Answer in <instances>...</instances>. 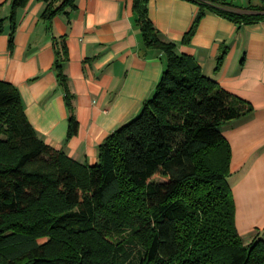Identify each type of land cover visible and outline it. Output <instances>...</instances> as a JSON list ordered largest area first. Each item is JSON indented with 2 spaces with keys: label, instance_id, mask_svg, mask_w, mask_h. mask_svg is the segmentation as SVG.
I'll return each mask as SVG.
<instances>
[{
  "label": "trees",
  "instance_id": "16d2710c",
  "mask_svg": "<svg viewBox=\"0 0 264 264\" xmlns=\"http://www.w3.org/2000/svg\"><path fill=\"white\" fill-rule=\"evenodd\" d=\"M10 1L9 20L0 7V28L10 22L13 51L17 12L28 0ZM42 1L49 22L74 2ZM194 1L200 12L184 45L208 12L240 27L264 21V8L244 14L219 10L218 0ZM148 4L135 0L136 25L146 49L164 54L167 66L140 115L100 145L96 165L47 145L28 120L19 89L0 81V264H264V239L248 245L237 229L232 149L222 132L254 107L164 42ZM54 49L72 139L79 123L64 71L66 38L54 37Z\"/></svg>",
  "mask_w": 264,
  "mask_h": 264
},
{
  "label": "crops",
  "instance_id": "0c3cea01",
  "mask_svg": "<svg viewBox=\"0 0 264 264\" xmlns=\"http://www.w3.org/2000/svg\"><path fill=\"white\" fill-rule=\"evenodd\" d=\"M219 10L256 14L264 0H218ZM63 0L56 2L60 7ZM135 0H74L52 22L47 4L28 0L18 9L15 47L11 24L0 28V81L16 86L26 116L40 138L73 160L96 165L108 136L136 119L154 96L166 69L165 55L146 49L136 25ZM10 18V0H0ZM149 17L164 42L193 57L205 76L251 103L254 113L222 128L232 149L229 178L236 225L246 244L264 239V21L240 27L208 12L190 45L183 40L200 12L194 0H149ZM54 37H65L70 60L64 66L74 95L78 134L68 139L70 113L54 63ZM228 54L219 70V57Z\"/></svg>",
  "mask_w": 264,
  "mask_h": 264
},
{
  "label": "rangeland",
  "instance_id": "374dc122",
  "mask_svg": "<svg viewBox=\"0 0 264 264\" xmlns=\"http://www.w3.org/2000/svg\"><path fill=\"white\" fill-rule=\"evenodd\" d=\"M232 1V0H231ZM236 1H239L240 2V0H236Z\"/></svg>",
  "mask_w": 264,
  "mask_h": 264
}]
</instances>
